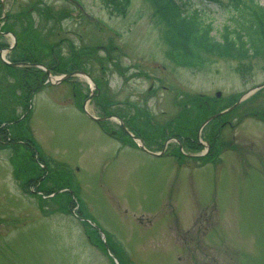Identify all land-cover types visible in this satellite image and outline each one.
Masks as SVG:
<instances>
[{
  "label": "rangeland",
  "instance_id": "374dc122",
  "mask_svg": "<svg viewBox=\"0 0 264 264\" xmlns=\"http://www.w3.org/2000/svg\"><path fill=\"white\" fill-rule=\"evenodd\" d=\"M189 1L213 22L217 39L225 24L234 27L233 0ZM5 3L13 8L0 25L18 48L59 76L70 53L61 40H72L74 67L91 76L101 100L122 101L108 112L132 117L153 150L163 148L168 125L195 132L200 120L186 122L204 94L215 114L264 82L263 55L174 63L148 0H129L125 14L105 0H81L100 23L75 17L70 0ZM77 78L82 94L70 80L40 86L42 70L0 61V126L8 132L0 133V264H264V87L227 113L232 124L204 165L181 158L175 140L153 156L120 130L111 135L84 111L89 87ZM98 103L86 106L98 114ZM23 135L34 146H24Z\"/></svg>",
  "mask_w": 264,
  "mask_h": 264
},
{
  "label": "trees",
  "instance_id": "16d2710c",
  "mask_svg": "<svg viewBox=\"0 0 264 264\" xmlns=\"http://www.w3.org/2000/svg\"><path fill=\"white\" fill-rule=\"evenodd\" d=\"M123 1L110 5V11L118 10L128 0ZM148 1L152 19L163 26L162 37L171 47V56L184 65H198L209 54L243 61L264 53V5L258 0H233L235 15L231 18L235 24L223 26L221 39L212 34L213 22L200 10L184 8L175 0ZM4 128L0 126V133L7 139Z\"/></svg>",
  "mask_w": 264,
  "mask_h": 264
},
{
  "label": "flooded vegetation",
  "instance_id": "af4514ba",
  "mask_svg": "<svg viewBox=\"0 0 264 264\" xmlns=\"http://www.w3.org/2000/svg\"><path fill=\"white\" fill-rule=\"evenodd\" d=\"M197 112H198V114H200L201 113V110L199 109V110H197ZM197 112H195V115L197 116L198 114H197ZM113 113H115V112H110V113H108L107 115H105V118L106 119H112L111 118V116L112 115H114ZM203 115V114H202ZM201 115V116H202ZM263 115H264V112H263ZM200 116V115H199ZM200 116V117H201ZM124 119V121H125V124H127L128 125V123L130 124V126H132V122H131V118H127V120H126V118L125 117H123ZM197 118V117H196ZM128 122V123H127ZM229 123L230 124H232V122H230L229 121ZM101 124V123H100ZM120 126H122V125H120ZM133 127V126H132ZM176 134H178V136H179V143L181 144V145H184L185 143H187V142H189V140L186 138V137H189L187 134H185V135H183L181 132H178V133H176ZM206 139V138H205ZM194 142L197 144V142H199V137H198V133H195V137L191 140V145H189L188 146V148L190 149V150H193L194 149ZM178 143V145H179V147H180V144ZM195 144V145H196ZM183 153H185V154H193V153H188L187 151L186 152H183ZM212 153V151H211V147L208 145V149H207V153L206 154H211ZM193 156H200V155H196V154H194Z\"/></svg>",
  "mask_w": 264,
  "mask_h": 264
},
{
  "label": "water",
  "instance_id": "95a60500",
  "mask_svg": "<svg viewBox=\"0 0 264 264\" xmlns=\"http://www.w3.org/2000/svg\"><path fill=\"white\" fill-rule=\"evenodd\" d=\"M49 72V71H48ZM63 79V77L62 78H60V79H58L57 81H60V80H62ZM261 86H264V84H262ZM260 86V87H261ZM140 147L145 151V152H147V153H149V154H151V155H160V153H157V152H154V151H151V150H149L148 148H146L143 144H140Z\"/></svg>",
  "mask_w": 264,
  "mask_h": 264
}]
</instances>
